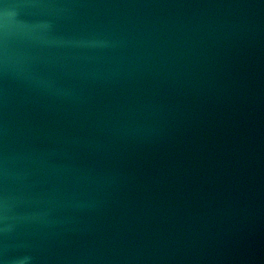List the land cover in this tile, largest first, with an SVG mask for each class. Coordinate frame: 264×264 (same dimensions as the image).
<instances>
[{
	"label": "water",
	"instance_id": "95a60500",
	"mask_svg": "<svg viewBox=\"0 0 264 264\" xmlns=\"http://www.w3.org/2000/svg\"><path fill=\"white\" fill-rule=\"evenodd\" d=\"M0 264H264V0H0Z\"/></svg>",
	"mask_w": 264,
	"mask_h": 264
}]
</instances>
